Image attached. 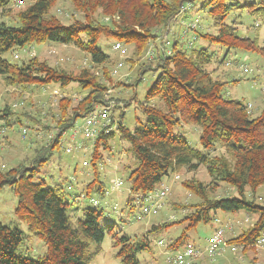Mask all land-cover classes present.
<instances>
[{"label": "trees", "instance_id": "16d2710c", "mask_svg": "<svg viewBox=\"0 0 264 264\" xmlns=\"http://www.w3.org/2000/svg\"><path fill=\"white\" fill-rule=\"evenodd\" d=\"M55 1L32 0L15 15L16 25L0 21V74L7 86L25 90L51 83L61 87L75 83L83 94L70 109L71 98L65 96L59 100V112L50 118L58 130L57 135L46 148L36 150L30 165L0 169V189L8 186L13 190L17 198L14 215L26 224L28 230L25 233L18 226L11 227L0 221V264H89L100 252L105 234L113 230L112 223L100 221L103 210L96 207H87L81 217L72 219L67 213L68 202L63 186L46 187L43 180H33V171H38L42 162L48 159V154L61 146L62 135L96 106H106L104 96L107 86L102 81H109L111 75L105 69L109 57L99 41L102 36L124 45H135L133 54L137 56L139 65L137 77L133 84H128L129 87L136 86L147 71L155 72L156 77L145 94V103L140 106L143 122L138 121L130 129L122 122L121 112L119 119L109 115L108 123L97 125L93 138L82 136L84 142L78 148L85 150L87 145L92 146L87 162L91 168L87 173L88 176L91 174V178L83 191L73 196L74 200L90 191L105 196L107 188L101 180L102 172L98 165L107 158L102 151L106 150L107 155L113 157L110 141L117 134L121 141L129 144L125 153L132 158V165L127 166L128 197L123 206L128 213L147 204L146 196L159 189L162 179L170 173L182 169L194 171L203 166L210 177L208 184L195 178L182 181V186L198 200L178 205L170 203L171 209L180 217L152 225L149 229L150 233H158L175 225L182 226L179 236L166 244L162 242L165 250L175 252L190 245L185 242L187 232L199 224L213 222L215 211H243L256 216L255 221L232 237L225 238L227 244L240 249L231 252L226 248L217 257L228 252L231 263L258 264L255 256L249 262H245V257L248 251H256L254 243L264 235V195L255 196L264 187V109L259 115L252 116L248 105L226 95L225 85L228 82L213 77L207 69L217 58L215 52L204 47L186 49L177 36L169 41L167 32L179 14L193 12L192 7L199 5L195 13L198 16L207 14L214 32L202 31L198 23L183 34L193 30L196 33L194 40L203 38L210 45L224 48L225 54L235 50L264 55V46L237 33L236 21L225 22L233 11L241 9L264 24V0H71L75 7L84 10V20L68 24L50 13ZM12 2L14 0H0V9H6ZM183 8L186 9L182 11ZM96 9L115 15L117 20L111 19L108 23L93 20L90 13ZM164 28L167 29L165 35H159L158 31ZM160 37H163L164 43L158 45ZM151 41L155 45L152 43V56L149 57L147 49L151 48ZM44 43L77 47L90 57L91 67L73 74L57 70L33 55L21 63L2 57L3 53L13 48ZM97 66L101 69L100 80L94 71ZM129 100H125L124 104L128 105ZM117 108L119 106L114 105L112 112ZM10 110L9 107L0 110L1 127L12 125ZM183 124L199 129V142L205 153L191 147L180 134H175V129ZM1 131L4 132V129ZM217 148H222L223 152L215 154ZM220 182L232 188L233 193L219 197L212 195ZM261 198L262 202H259ZM112 208L115 209L114 206ZM216 229L204 238L201 248L191 246L202 250L207 238ZM32 238L44 242L45 253L38 259L17 255L19 245ZM119 240L122 247L116 256L121 258V264H140L137 253L150 250L148 238L130 242L129 237L124 235ZM197 260L190 264H199L200 261L204 264V257Z\"/></svg>", "mask_w": 264, "mask_h": 264}, {"label": "rangeland", "instance_id": "374dc122", "mask_svg": "<svg viewBox=\"0 0 264 264\" xmlns=\"http://www.w3.org/2000/svg\"><path fill=\"white\" fill-rule=\"evenodd\" d=\"M31 1L22 0V4L16 5L14 0L6 9H0V21L16 25L15 15L19 10L28 6ZM197 7L199 5L192 7L193 12L190 11L177 16L176 20L173 21L174 23L170 26V31L167 32V39L171 41L173 37L177 36L180 39V44L186 49L204 47L209 51L215 52L217 58L207 67L208 71L212 73L213 77L228 82L225 85V93L228 97L241 100L248 105L252 116L259 115L264 109V55L258 52L235 50H230V52L225 54L224 48L220 49L217 46L210 45L203 38L194 40L196 33L193 30L183 34L187 24L191 23L194 18L199 19L202 31L206 29L209 33L214 32L210 26L211 21L208 15L201 13L198 16L195 13ZM50 13L65 24L74 20H84V10L80 7H75L71 0H56ZM107 13L96 9L90 13V17L101 23H108L111 19L117 20L115 15ZM232 21H236L237 24L235 26L239 35L248 36L255 40L259 46H264V24L257 21L246 10L241 9L233 11L225 20L226 23H231ZM166 31V28L161 29L158 34L165 35ZM160 39V41H157L158 45L160 42L161 44L164 43L163 37H160ZM99 41L104 52L108 54L109 58L107 64H105V69L111 75L109 81H102L107 86L104 96L106 108L109 115L115 119H119L122 112V122L132 129L138 121H144L140 106L145 103V94L153 83L156 73L147 71L136 86L129 87L128 84H133L137 77L139 65L137 56L133 54L135 45L120 43L125 49V53L121 54L114 47L118 43L115 40L102 36ZM190 42H193V44L190 45ZM152 43L153 41L149 45L151 48L147 50H151L153 44L155 45V43ZM14 54H17L18 58H14ZM30 55L37 57L40 61H45L49 66L57 70L73 74L78 73L82 68L91 67L90 57L73 45L44 43L39 46L13 48L3 53L2 57L12 62L21 63ZM130 58L132 60H129ZM119 63L122 65L117 68L116 66ZM94 71L97 79L100 80L102 77L100 67H95ZM82 95L75 83H71L66 87L51 83L45 87L33 86L23 90L18 86H7L3 76L0 74V110L9 107L11 109L9 116H11L10 119L12 120L11 126L5 125L1 127L2 122H0V130L4 129V132H0V169L8 170L19 164L25 167L30 165L35 158L36 150L42 147L46 148L54 141L57 135L58 130L54 127L53 120L50 118L52 115L57 116L59 100L65 96L71 98V104L68 107L70 109L71 106L76 105ZM125 100H129L128 105L124 104L126 103ZM114 105H118L119 108L112 112ZM18 119L19 121L16 122ZM81 123L82 119H79L73 128L62 135L61 146L58 149L54 148L48 154V159L42 162L38 171H33V180H43L46 187H54L61 184L68 202L67 213L72 219L81 217L83 209L96 207L97 210H103V217L100 221L113 224L112 232L105 234L100 243V252L93 257L89 264H121V258L117 257L116 253L122 247V242L119 239L124 235L129 237L130 242L144 238L149 239L150 250H143L137 253L140 264H167L165 259L169 250H165V246L160 245L158 241L161 240L166 244L170 239L179 236L182 226L175 225L158 233H150L149 229L152 225L176 220L180 217L179 213L171 209L170 203L178 205L180 203H193L198 200L189 194L181 182L195 178L205 184L210 183V177L206 173L205 168L199 166L194 171L182 169L177 173H170L164 177L162 185H168V191L160 203L164 204L163 207L161 209L158 208L157 212H151L143 218L137 219L136 215L139 209L133 210V213L123 210L124 203L128 197L126 177L129 170L127 166L132 165V158L125 153V149L128 148L129 144L126 141H121L116 134L110 141L112 152L114 153L113 157L108 156L106 150L102 151L107 158H105L103 164L98 165L102 172L101 180L107 188L105 196L90 191L85 196L77 197L75 201L73 196L82 192V188L91 178V174L89 173L88 176L87 173L90 172L91 168L89 165H83V162H88L92 146L90 144L87 145L85 150L78 148L84 142L82 141L83 135L79 129ZM23 129H26L24 136L22 133ZM175 134L183 136L191 147L201 152H206L199 142V129L194 125L183 124L175 129ZM87 142L92 143V141ZM65 148H70V152H66ZM217 149L214 152L215 154L223 152L222 148ZM116 179L121 181L119 188L113 187ZM232 193V188L220 182L213 190L212 195L219 197ZM263 195L264 187L259 189L255 196L262 197ZM93 200H97L98 204H94ZM258 200L262 202V198ZM16 203L17 198L10 187L5 186L0 189V221L11 227L18 226L25 233H28L26 224L19 221L14 215ZM112 206H114V210H112ZM185 212V210L181 211V213ZM213 216V222L199 224L195 229L188 231L185 242L190 245H198L201 248L204 245V238L212 230L216 228L224 230L225 238L227 239L250 226L256 219V216L247 215L243 211L233 213L217 210L213 213ZM115 242H118L117 245H114ZM45 251L44 242L38 238H32L30 241L19 245L17 255L38 259ZM238 254L241 255L240 253ZM224 255L228 256L230 254L226 252ZM252 256H255L258 264H264L263 250L248 251L245 262H249ZM217 260H219V257H217ZM216 263L218 262L216 261ZM199 264H203V261H200ZM225 264L235 263L226 262L225 260Z\"/></svg>", "mask_w": 264, "mask_h": 264}, {"label": "built area", "instance_id": "2783aa9c", "mask_svg": "<svg viewBox=\"0 0 264 264\" xmlns=\"http://www.w3.org/2000/svg\"><path fill=\"white\" fill-rule=\"evenodd\" d=\"M16 5L22 4V0H15ZM186 8H183L184 11ZM198 18H195L191 23H189L186 29L183 31L185 33L188 29L196 27L198 24ZM190 45L191 42L189 43ZM116 50H118L121 54L125 53V49L122 47L120 43H116L114 45ZM147 55L149 57L152 56V50L147 51ZM14 58H17V54L13 55ZM122 64L119 63L117 68ZM104 107V105L96 106L89 114H87L80 125V132L85 138H93L96 134L95 128L97 125H104L109 122V112L108 109ZM25 130H22L23 135H25ZM70 148H67L66 151L70 152ZM83 165H87V162L84 161ZM121 185V181L116 179L114 180L113 187L119 188ZM168 191V185H162L159 189H157L154 193L148 194L146 196L147 204L140 207L139 212L136 215L137 219H141L147 214L151 212H155L158 208H160V202L165 197ZM138 201L136 200V203ZM94 204H97V200H93ZM158 243L162 245V241L159 240ZM254 247L256 250L264 251V235L259 237L254 243ZM229 249L231 252L239 250L240 247L235 245H229L225 241V235L222 229L217 228L206 240L205 247L200 250L194 246L187 245L181 250L175 252H167L165 262L167 264H190L196 261L198 258L204 257L205 264H216L217 255L219 252Z\"/></svg>", "mask_w": 264, "mask_h": 264}, {"label": "crops", "instance_id": "0c3cea01", "mask_svg": "<svg viewBox=\"0 0 264 264\" xmlns=\"http://www.w3.org/2000/svg\"><path fill=\"white\" fill-rule=\"evenodd\" d=\"M224 254L225 253L219 255V259H221V260H217L218 263H220V262L225 263V260H226V262L231 261L230 257L229 256H225Z\"/></svg>", "mask_w": 264, "mask_h": 264}]
</instances>
